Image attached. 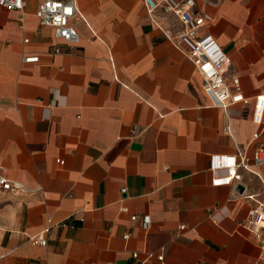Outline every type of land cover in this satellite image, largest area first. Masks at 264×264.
<instances>
[{
	"label": "crops",
	"instance_id": "1",
	"mask_svg": "<svg viewBox=\"0 0 264 264\" xmlns=\"http://www.w3.org/2000/svg\"><path fill=\"white\" fill-rule=\"evenodd\" d=\"M38 3L25 0L22 29L0 8V165L26 190L0 194V264H264L245 227L250 210L264 213V160L251 167L260 178L238 169L213 185L227 174L221 156L264 149V114L251 119L264 96V0L206 7L203 32L246 101L227 108L142 0H75L79 40L59 54ZM48 226L47 245L32 246Z\"/></svg>",
	"mask_w": 264,
	"mask_h": 264
},
{
	"label": "built area",
	"instance_id": "2",
	"mask_svg": "<svg viewBox=\"0 0 264 264\" xmlns=\"http://www.w3.org/2000/svg\"><path fill=\"white\" fill-rule=\"evenodd\" d=\"M35 16L39 27L50 28L53 35L60 43L54 48L53 53H61L62 45H76L79 35L72 25V20L79 15L76 9L75 0H38ZM221 0H142L149 18L158 27L161 35L171 45L181 49L189 62L194 66L196 72L201 77L205 91L212 97L214 105L227 108L237 103H246L245 99L237 89L236 80L228 83L225 78L229 60L218 44L216 39L203 32V28L210 21V16L206 13V7H217ZM24 7L25 0H0V8L19 12V26L24 28ZM80 16V15H79ZM28 42L24 39V43ZM24 63L37 62L38 56L23 57ZM264 114V96H257L252 111V122L260 125ZM228 132V126L225 127ZM258 137V133L253 134V139ZM264 160L263 147H256L251 158H247L243 153L237 151L235 155L221 156L218 159L217 167L226 170V176L215 178L213 185H228L233 180H239L240 175L236 174L238 169L249 172L260 178V174L251 167L259 166ZM21 183L11 180L6 169L0 165V194L1 193H23ZM125 193V189H121ZM253 199V195L247 196ZM141 219L146 226L149 224V217H138L133 215L131 221ZM48 223L50 221L48 220ZM65 226V224H61ZM246 229L254 236L258 248L264 257V213L258 209L248 212ZM184 227L181 226L180 229ZM49 226L41 233L28 237V242L32 246L44 247L47 245L46 234ZM126 238V236H125ZM137 257L136 253L132 254ZM161 261L162 255L158 256ZM106 264H114L112 262Z\"/></svg>",
	"mask_w": 264,
	"mask_h": 264
},
{
	"label": "water",
	"instance_id": "3",
	"mask_svg": "<svg viewBox=\"0 0 264 264\" xmlns=\"http://www.w3.org/2000/svg\"><path fill=\"white\" fill-rule=\"evenodd\" d=\"M239 190H241V188Z\"/></svg>",
	"mask_w": 264,
	"mask_h": 264
}]
</instances>
